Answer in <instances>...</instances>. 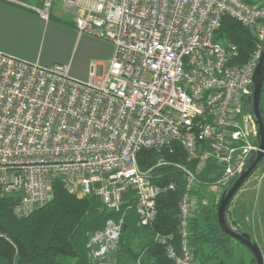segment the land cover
Here are the masks:
<instances>
[{"label": "built area", "instance_id": "built-area-1", "mask_svg": "<svg viewBox=\"0 0 264 264\" xmlns=\"http://www.w3.org/2000/svg\"><path fill=\"white\" fill-rule=\"evenodd\" d=\"M54 3L41 0L33 11L48 21ZM67 4L85 11L76 20L78 33L111 43L113 56L101 75L92 64L89 80L81 81L71 76L70 65L43 67L0 51V198L19 196L17 211L26 214L50 202L56 180L78 196L96 197L120 216L91 235L88 264H110L124 233L125 204L134 201L139 227H150L158 198L177 190L176 183L154 184L155 168L142 170L139 154L172 153L179 146L185 163L160 160L156 168L173 166L185 178L180 248L172 236L157 235L156 241L175 264H198L189 220L212 202L219 205L260 151L252 96L264 53V2ZM226 17L248 29L261 27L245 61L236 45L216 39ZM208 164L218 171L212 182L201 179ZM195 187L214 198L198 199Z\"/></svg>", "mask_w": 264, "mask_h": 264}, {"label": "trees", "instance_id": "trees-1", "mask_svg": "<svg viewBox=\"0 0 264 264\" xmlns=\"http://www.w3.org/2000/svg\"><path fill=\"white\" fill-rule=\"evenodd\" d=\"M216 39L236 45L242 61L248 59L257 43L250 29L228 17L223 19ZM160 160L185 163L187 155L179 146H174L172 153L169 150L161 154L144 150L139 154L142 170L155 168L154 184L176 183L177 190L158 198V216L150 227H139L134 201L125 204L126 242L123 247L119 246V257L146 259L149 264H175L168 258L164 247L158 244L156 236H172L176 248H180L179 204L186 183L182 172L175 167L161 165L156 168ZM216 176V167L208 164L201 179L212 182ZM193 193L198 199L205 196L200 187H195ZM19 199V196L0 198V264H69L71 260L88 264L86 251L90 236L103 231L108 221L120 216L108 212L94 196L80 197L69 191L61 180L54 181L53 198L43 207L26 214L19 213ZM244 228L250 230L249 221ZM188 232L189 244L198 264H246L237 255L236 245L241 244L220 228L218 205L214 202L193 215ZM137 240L139 243L135 242ZM251 264H257L254 256Z\"/></svg>", "mask_w": 264, "mask_h": 264}, {"label": "crops", "instance_id": "crops-1", "mask_svg": "<svg viewBox=\"0 0 264 264\" xmlns=\"http://www.w3.org/2000/svg\"><path fill=\"white\" fill-rule=\"evenodd\" d=\"M67 1L55 0L50 20L45 21L33 11V8L41 6V0H0V51L43 67L59 63L70 65L74 78L81 81L89 80L92 64L98 66L97 74L101 75L109 65L114 47L107 41L80 35L76 29V20L85 11L69 6ZM84 38L95 42L91 45L92 58L81 63L79 60V66L74 69ZM62 39L70 40L66 55L57 51V44L60 45Z\"/></svg>", "mask_w": 264, "mask_h": 264}, {"label": "rangeland", "instance_id": "rangeland-1", "mask_svg": "<svg viewBox=\"0 0 264 264\" xmlns=\"http://www.w3.org/2000/svg\"><path fill=\"white\" fill-rule=\"evenodd\" d=\"M260 1L264 2V0ZM260 29L261 27L250 29L257 40V34ZM93 43H95L94 40H91L89 38H84L82 40L76 62H74V69L75 67L79 66V60L81 63V61L85 62L88 59L92 58V54L90 53V51H92L91 45ZM57 46L58 53L60 52L61 54L66 55L70 48V40L62 39L60 41V45L57 44ZM75 51L76 47L72 52V56L74 55ZM59 64L64 65L62 63ZM71 76L74 77L73 70H71ZM205 194H207V196L212 199L215 195H213L212 192H208V190L205 191ZM215 197L217 198V196ZM226 220L228 226L236 232L246 231L244 227L246 222L249 221L250 230L248 229L246 232L251 235V237L253 238V242H256L261 247L264 256V161L232 201L226 214ZM138 241L139 240L135 242L139 243ZM236 250L238 257L243 258L246 261V264L252 263L253 255L245 246L237 244ZM86 256H88V249L86 251ZM108 262L110 264H149V261H147L146 259L140 260L139 258L135 259L133 257H119L118 253L110 255ZM69 264H78V262L77 260H71L69 261Z\"/></svg>", "mask_w": 264, "mask_h": 264}, {"label": "water", "instance_id": "water-1", "mask_svg": "<svg viewBox=\"0 0 264 264\" xmlns=\"http://www.w3.org/2000/svg\"><path fill=\"white\" fill-rule=\"evenodd\" d=\"M263 85H264V53L253 77V96H252L253 98L252 109L254 114V121L259 129L260 151L251 160L249 167L235 181L232 187L228 191H225L218 205V222L220 228L228 236L232 237L235 241L245 246L254 256L257 264H264V256L259 245L253 242L251 236L248 233H239L232 230L227 224L226 213L234 198L237 196V194L248 182L250 177L254 174V172L257 170L259 165L264 160V117L260 112V103H261ZM125 242H126V235L123 233L120 237V242H119L120 246L123 247L125 245Z\"/></svg>", "mask_w": 264, "mask_h": 264}, {"label": "flooded vegetation", "instance_id": "flooded-vegetation-1", "mask_svg": "<svg viewBox=\"0 0 264 264\" xmlns=\"http://www.w3.org/2000/svg\"><path fill=\"white\" fill-rule=\"evenodd\" d=\"M252 102H253V100H252ZM260 112H261L262 116L264 117V85H263L262 96H261Z\"/></svg>", "mask_w": 264, "mask_h": 264}]
</instances>
